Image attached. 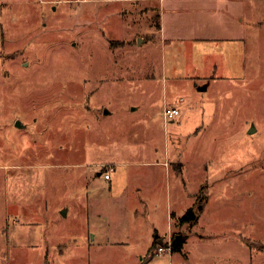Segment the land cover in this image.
Here are the masks:
<instances>
[{"label": "rangeland", "instance_id": "obj_1", "mask_svg": "<svg viewBox=\"0 0 264 264\" xmlns=\"http://www.w3.org/2000/svg\"><path fill=\"white\" fill-rule=\"evenodd\" d=\"M157 2L0 0V264H135L151 239L144 218L130 231L129 210L152 182L164 207L196 194L203 208L172 228L188 259L158 253L165 237L146 264H264V0H235L246 43L187 45L184 75L165 80ZM215 62L220 77L193 78ZM161 157L171 172L139 180ZM100 159L122 162L111 188L98 173L116 163Z\"/></svg>", "mask_w": 264, "mask_h": 264}, {"label": "crops", "instance_id": "obj_2", "mask_svg": "<svg viewBox=\"0 0 264 264\" xmlns=\"http://www.w3.org/2000/svg\"><path fill=\"white\" fill-rule=\"evenodd\" d=\"M158 2V9H159V29L162 30V37H161V48L163 50V60H162V69L164 71L163 74V80L167 79V77L171 78L172 76H182L184 73L181 72L179 69L180 65L183 64V59L180 55L184 50H187V45H196L199 47H203L205 45L204 42H210L214 40H218V42H224V43H240L244 44L247 42L246 37V27L247 23L246 20H244L241 16L240 9H237V3L235 0H157ZM164 8L167 9V13L164 12ZM187 14L188 21H191L190 17H195L194 24L191 26V22L187 21H180L179 19L181 16ZM168 16V18L165 19L164 16ZM189 15V16H188ZM215 24H219L221 26H225V28H228V30H225L223 33L213 35L212 33L208 32ZM191 26L192 28L188 29V27ZM197 28H200L202 30L197 31ZM232 28V29H231ZM188 29V30H187ZM216 42V41H215ZM217 44V43H216ZM198 47V48H199ZM245 58H240L238 62H234L235 66H238V71L235 73V76H239L242 74L244 69V63ZM219 66L220 63L215 62L214 64H211L209 67V71H195L194 73V79L197 80V77H220L219 74L215 75V71H213V66ZM236 72V69H235ZM221 75V74H220ZM222 76V75H221ZM172 79V78H171ZM195 86L198 90L197 83L195 82ZM178 107V105H176ZM104 161H112L116 163V167L114 170L110 173V178L106 179L104 177L103 172H100V176H103V180L105 182H109V188L113 185V181H115L114 178H116V170H117V164L122 163L115 159H100ZM165 159H151L149 161H146L147 166H151L154 168V170H151V175L149 176L147 173L144 174L145 176L140 177L139 180H143L144 182L153 179V175L158 172V170H164L165 173H170L171 170L168 167H165L163 163ZM167 166V165H166ZM149 170V169H148ZM150 171V170H149ZM142 185V187H137L135 190V193L133 195L131 205L132 210H129L130 213H132V217L130 219V231H140L139 227V220L143 219L147 222L149 225L148 230H150V239H151V245L144 250L143 252H138L136 256V263L135 264H146L145 262L147 260H150V258L154 257H148L147 253L148 251L154 246V241L162 238H168L171 240V236L173 232H176L172 230L174 227H178L179 225L183 224H194L197 222H191V223H180L179 217L184 214V212L191 206H194L196 203V200L198 197H196V194L193 196V201L191 204H188L184 207L182 212H177L172 210V206L166 205L164 207V204L162 205V198L160 196H164V191L160 190L158 186L152 182V183H146L148 186H144V183H138ZM151 211V212H150ZM155 214L158 212H163L166 217V220L168 221L170 225V229L168 232H161V229L157 227V224L155 221H153V217H147L150 213ZM138 214V216H137ZM145 214L146 217L142 216ZM140 218V219H139ZM176 218V219H175ZM151 219V221H150ZM177 220V224L174 225V220ZM173 222V223H172ZM136 225L135 228H133V225ZM98 230H96L97 232ZM149 232V231H148ZM164 233V234H163ZM167 235V236H166ZM102 244L105 242H112L115 244H127V242L123 240H114L111 237H107L106 235L102 237V235L97 232L96 234H93V239H97ZM103 238V239H102ZM125 240H129L130 236H126ZM188 238V236H187ZM187 241V239H186ZM186 243V242H185ZM184 243V244H185ZM184 247V245H183ZM182 247V249H183ZM180 251H174L171 252L170 256L172 258H175L176 255H182L186 259H188V253L183 250ZM147 259L146 261H143V259Z\"/></svg>", "mask_w": 264, "mask_h": 264}, {"label": "trees", "instance_id": "obj_3", "mask_svg": "<svg viewBox=\"0 0 264 264\" xmlns=\"http://www.w3.org/2000/svg\"><path fill=\"white\" fill-rule=\"evenodd\" d=\"M202 208H203L202 204L199 201L196 202L194 206L189 207L184 212V214L179 217V222L191 223L196 221L198 219L199 212L202 210ZM186 239H187V235L185 233L173 232L171 236V252L180 251L184 243L186 242ZM158 242H159L158 240L154 241L153 247H155V245L158 244Z\"/></svg>", "mask_w": 264, "mask_h": 264}, {"label": "built area", "instance_id": "obj_4", "mask_svg": "<svg viewBox=\"0 0 264 264\" xmlns=\"http://www.w3.org/2000/svg\"><path fill=\"white\" fill-rule=\"evenodd\" d=\"M179 113H180V110L176 105L166 106L163 109V117H164L165 122L173 120L177 115H179ZM112 170L113 168L110 166L103 172L104 177L106 179L110 178V173ZM157 251L158 253H163L166 251L170 252L171 251V240L169 241V244L167 246H162V245L158 246Z\"/></svg>", "mask_w": 264, "mask_h": 264}, {"label": "water", "instance_id": "obj_5", "mask_svg": "<svg viewBox=\"0 0 264 264\" xmlns=\"http://www.w3.org/2000/svg\"><path fill=\"white\" fill-rule=\"evenodd\" d=\"M206 86H198V90H205ZM16 125H20V122L17 120Z\"/></svg>", "mask_w": 264, "mask_h": 264}]
</instances>
